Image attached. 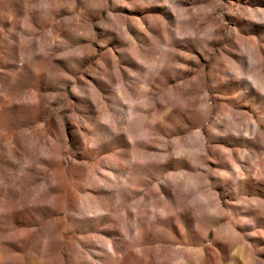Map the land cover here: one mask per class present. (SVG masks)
<instances>
[{"label": "rangeland", "instance_id": "1", "mask_svg": "<svg viewBox=\"0 0 264 264\" xmlns=\"http://www.w3.org/2000/svg\"><path fill=\"white\" fill-rule=\"evenodd\" d=\"M0 264H264V0H0Z\"/></svg>", "mask_w": 264, "mask_h": 264}]
</instances>
